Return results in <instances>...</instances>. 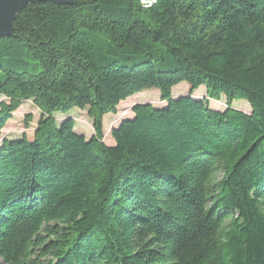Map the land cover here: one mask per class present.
Masks as SVG:
<instances>
[{"label": "trees", "instance_id": "16d2710c", "mask_svg": "<svg viewBox=\"0 0 264 264\" xmlns=\"http://www.w3.org/2000/svg\"><path fill=\"white\" fill-rule=\"evenodd\" d=\"M153 89L163 105L104 143V117ZM0 97L1 263L264 264V0L27 5L0 37ZM28 100L33 138H1Z\"/></svg>", "mask_w": 264, "mask_h": 264}, {"label": "rangeland", "instance_id": "374dc122", "mask_svg": "<svg viewBox=\"0 0 264 264\" xmlns=\"http://www.w3.org/2000/svg\"><path fill=\"white\" fill-rule=\"evenodd\" d=\"M189 91V87L187 86L186 82H183L182 85H179L176 87L173 91V94H185ZM194 95L196 97H204L205 91L203 88H200L199 90L194 92ZM5 99L3 97H0V101H4ZM138 102H149L154 105H163L162 102H160L159 99V92L158 90H146L143 92H140L136 94L135 96H131L125 101H122L117 106V113L115 115L108 114L104 117L103 120V141L106 144H112V138L110 136L111 128L117 125L121 119L130 117L131 115V108L135 103ZM245 102V103H243ZM211 107H214L216 109L222 110L225 107V99L222 97V99L218 102L215 101H209ZM233 107L236 109L242 110L244 112L249 113V107L248 103L243 100L234 101ZM67 114L68 116H71L75 123V130L78 133H83L86 138H89L91 134L93 133L92 125H91V119L86 115L85 110H78V109H72ZM62 115V114H58ZM30 116L31 119L28 120L26 117ZM40 117V112L38 109L33 105V103L28 100L22 103V105L12 114V117L10 120L5 124L4 128L1 132V138H7V139H15L19 138L23 135H25L28 139L33 138V133L36 128L37 122ZM64 118V116H57L56 120L60 121ZM0 264H3L0 262Z\"/></svg>", "mask_w": 264, "mask_h": 264}, {"label": "water", "instance_id": "95a60500", "mask_svg": "<svg viewBox=\"0 0 264 264\" xmlns=\"http://www.w3.org/2000/svg\"><path fill=\"white\" fill-rule=\"evenodd\" d=\"M75 0H0V37H8L13 31V22L27 5L51 3L55 5H72Z\"/></svg>", "mask_w": 264, "mask_h": 264}]
</instances>
